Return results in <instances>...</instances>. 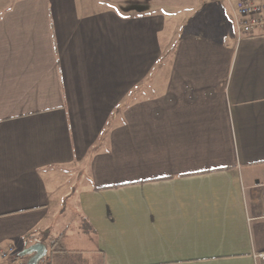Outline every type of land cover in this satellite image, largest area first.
I'll return each mask as SVG.
<instances>
[{
    "label": "crops",
    "instance_id": "0c3cea01",
    "mask_svg": "<svg viewBox=\"0 0 264 264\" xmlns=\"http://www.w3.org/2000/svg\"><path fill=\"white\" fill-rule=\"evenodd\" d=\"M238 1L0 0V249L263 263L264 33Z\"/></svg>",
    "mask_w": 264,
    "mask_h": 264
},
{
    "label": "built area",
    "instance_id": "2783aa9c",
    "mask_svg": "<svg viewBox=\"0 0 264 264\" xmlns=\"http://www.w3.org/2000/svg\"><path fill=\"white\" fill-rule=\"evenodd\" d=\"M237 34L239 37L264 33V2L255 3L252 0H239L236 6ZM262 218L264 219V190L262 193ZM264 264V252L257 254ZM2 264H23L12 246L0 249ZM39 264H48L43 258Z\"/></svg>",
    "mask_w": 264,
    "mask_h": 264
},
{
    "label": "water",
    "instance_id": "95a60500",
    "mask_svg": "<svg viewBox=\"0 0 264 264\" xmlns=\"http://www.w3.org/2000/svg\"><path fill=\"white\" fill-rule=\"evenodd\" d=\"M45 255H46V246L43 243H35L24 249L19 254L20 257L30 256L26 264H39L40 260L44 258Z\"/></svg>",
    "mask_w": 264,
    "mask_h": 264
},
{
    "label": "rangeland",
    "instance_id": "374dc122",
    "mask_svg": "<svg viewBox=\"0 0 264 264\" xmlns=\"http://www.w3.org/2000/svg\"><path fill=\"white\" fill-rule=\"evenodd\" d=\"M76 228V224H71V226L65 231V238L67 239L68 246L70 245V241H75L79 237Z\"/></svg>",
    "mask_w": 264,
    "mask_h": 264
}]
</instances>
